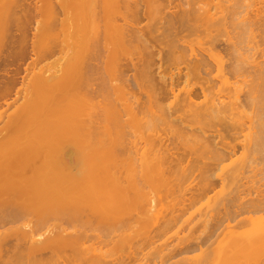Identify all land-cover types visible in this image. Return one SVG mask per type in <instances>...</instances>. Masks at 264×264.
Wrapping results in <instances>:
<instances>
[{"label":"bare ground","instance_id":"1","mask_svg":"<svg viewBox=\"0 0 264 264\" xmlns=\"http://www.w3.org/2000/svg\"><path fill=\"white\" fill-rule=\"evenodd\" d=\"M74 1L80 7L89 3V0ZM78 18L79 15L77 21ZM80 18L83 19L81 16ZM159 19H162V15L156 13L154 20ZM126 22V26L111 24L104 33V38L109 40L107 42L110 45L109 63L122 82L119 87L125 96V74L133 66L136 70L135 82L145 80L152 83L155 95L161 99L164 98L163 89L170 88L171 96L175 98L179 110L188 118L191 130L189 133L170 125L173 134L183 145L199 152L200 159L212 162L205 163L202 170L203 173L206 172L202 188L204 196L217 183L210 178L211 170L221 169L222 173L218 177L222 182L227 179L235 180L251 169L259 158L264 159V57L258 56L264 50L261 48L264 38L258 39L260 35H264V0H193L190 8L173 13L168 24L169 29H177V37L183 32L187 34L181 38L194 33L202 37L197 42L181 38L175 40L179 44L171 46V60L173 63L177 62V65L185 64V68H179V75L172 76L170 82L164 77V81L159 79L157 82L158 78L152 73L151 53L144 54L142 61L132 63L133 65L130 60L123 62L122 56L127 55L133 46H144L145 43L140 28L134 25L130 27V22ZM61 70L39 74L37 98L27 99L19 115V124L16 125L66 133H79L82 130L85 134V130H89L88 132L95 134L92 143H89L91 139L79 140V144L75 146L79 151L76 148L75 151H63L65 155L62 154L63 162L60 165H54L52 156L40 157L31 151H19V154L14 151L15 155H11L10 149L9 156L6 154L9 149L3 153L5 148L0 145V264H108L103 254V257L96 256L95 253L94 256L91 250L93 248L89 245L88 250L82 233L79 235L80 232L76 229L74 233L69 232L64 226L53 225L51 220L63 218L74 225L81 222L84 215H92L99 225L110 228L119 215L118 220L122 213L126 214L127 210L130 212L129 206L134 211L142 212L139 216L143 212L153 213V201L164 202V193L171 184L168 183L169 180L166 181V177H170L167 170L164 171L165 163L161 162V153L159 155L156 150L158 157L154 151L150 152L156 149L155 146L158 145V149L160 146L155 143L154 134L147 136L151 134L141 131L143 118L133 106L134 102L128 101V98L126 101L125 96L123 114L119 112L120 109L114 108L107 111L102 116L103 119L98 118L96 113H88L87 107L92 101L90 96L88 98L83 89L84 92L80 88L76 91L78 88L73 86L72 71L68 68ZM182 80L190 88L185 90L184 98L179 99L174 87ZM159 111L169 123L167 109L161 105ZM125 114L126 117L129 116L127 119H124ZM126 127L140 132L146 147L153 148H149V151L146 149L150 153L143 154L139 175L136 174L138 170L135 162L133 163L134 159L127 164V157L124 158L123 155L121 159L115 155L116 150L123 149ZM210 128L219 133L226 143L225 147H219L215 137L208 134ZM238 131L244 133L241 144L243 153L240 158H235L238 145L234 141L238 139L235 136ZM89 135L91 138L92 135ZM83 143H89V146L83 147ZM118 145L120 148L116 149ZM91 147H94V152ZM86 148L90 149L86 151ZM108 149L112 155L108 153ZM120 159L123 163L127 162L124 164L127 166L122 165ZM117 163L123 167L117 168L120 166ZM113 164L115 170L118 169L117 172L123 169L119 172L120 176L117 172L111 173L115 171L114 168L111 169ZM133 164L135 168L132 167ZM122 171V177L128 173L123 177L126 183L122 180ZM138 178L147 186H153V193L151 190H144L146 187L139 184ZM158 185L163 189L165 187V192L161 190L163 198L160 196V201L157 196L160 191L155 192L160 188ZM148 192L152 195L155 192L158 200L154 195L150 197L151 193ZM234 195V190H231L212 207L227 208L233 202ZM165 204L166 201L157 208L161 209ZM250 206L254 207L250 212H260L264 210V201L252 202ZM158 209L155 213H160ZM131 211L133 212L132 209ZM151 213L143 216L152 219L156 214ZM149 215L153 216L149 218ZM255 237L256 241L264 243V233H258Z\"/></svg>","mask_w":264,"mask_h":264},{"label":"rangeland","instance_id":"2","mask_svg":"<svg viewBox=\"0 0 264 264\" xmlns=\"http://www.w3.org/2000/svg\"><path fill=\"white\" fill-rule=\"evenodd\" d=\"M74 2V0H0V145L5 148L3 153L8 149L6 154L9 156L16 152L19 154V151H31L40 157L52 156L54 165H60L63 162L62 154L72 149L75 151L79 140L91 139L89 143H92L95 133L92 134L85 129H83L85 134L82 130L79 133H66L16 125L19 124V115L27 99L37 98L39 74L46 72L48 74L50 71L54 73L61 68V71H64L68 68L73 73L71 81L73 86L78 88L76 91L79 88L83 89L88 98L90 96V100L92 99L88 104L90 108L87 107L88 113H96L98 118L103 119L102 116L114 108L120 109L119 112L123 114L125 96L126 101L128 98V101L132 100L131 102L135 103L133 106L138 110L137 112L135 109L136 112L143 118L141 131L151 134L147 136L155 135L154 139L157 141L155 143L159 144L160 151L158 145L155 146V150H150L153 148L146 147L145 139L140 132L132 127H126L123 134L125 136L123 149L114 153L121 159L123 155L124 158L127 157L129 159L127 164L134 159L133 163L135 162L138 170L136 174L139 175L143 154L151 151L155 154L157 150V153H161L160 158H163L161 162L165 163L164 171L167 170L170 177L168 179L165 176L166 181L169 180L168 183L171 184L167 186L166 189L169 190L166 192L165 187L164 189L161 187L162 184L158 185L160 188L157 186L159 190L155 192L160 193L154 194L158 199L160 196L163 198L164 191L163 199L166 204L163 206L164 209L163 207L158 209L157 207L160 204L162 206L165 201H160L161 198L160 202L156 201L158 204L153 201L156 209L153 207L152 212L155 213L158 209L160 213H155L154 217L155 214L148 212L153 214L149 215V218L153 216L152 219L144 217L143 215H148L144 212L139 216L142 212L134 211L135 209L129 206L133 212L130 209L131 213L128 210L126 214L122 213L121 220H118L119 215L110 228L99 225L98 220L96 221L92 215H84L85 218H82L84 221L80 220L81 222L74 225L63 218H53L51 223L64 226L69 232L74 233L76 229L80 232L76 233L79 235L82 233V239L87 243L86 247L93 248L91 250L94 256L96 254L101 257L103 254L102 257L106 258L108 264H264V243L256 241L255 237L258 233H264V210L249 211L254 210V207L250 206L252 202L264 201V159L259 158L251 169L235 180L227 179L222 182L218 177L222 173L221 169L211 170L212 174L210 172L208 174H211L210 178L217 183L212 191L204 196L202 188L206 172L203 173L202 170L205 163L212 162L200 159L199 152L183 145L173 134L170 125L189 133L191 130L188 118L179 110L175 98L171 96L170 88L163 89L162 96L165 99H161L155 95L152 83L145 80L135 82L136 70L132 66L125 74L124 90L128 93L123 90L124 96L119 87L122 82L109 63L110 45L108 39L104 38L105 30L111 24L125 25L128 21L130 27L134 25L140 28L145 43L144 46H133L127 55L122 56L123 62L127 63L128 60L131 64L141 62L144 54L151 53L152 73L156 79L158 78L157 82L159 79L162 80V77L169 82L172 76L177 77L179 68L184 69L185 64L173 63L171 46L178 45V41L175 40L187 32L177 37V29H169L168 20L173 13L190 8L193 0H89L85 7H80ZM156 13H160L162 19L154 20ZM78 15L79 18L83 17L78 18L80 22L76 20ZM97 32L101 33L98 35ZM199 37L202 35L194 33L181 39L197 42ZM263 38L264 35L258 37L259 40ZM261 48H264V45ZM258 56L264 57V50L260 51ZM174 88L181 99L190 86L182 80ZM197 88H200L199 85ZM161 105L170 115L169 123L161 116L159 111ZM128 117L125 114L124 119ZM89 134L92 135L91 138L88 137ZM208 134L215 137L219 147L226 146L214 128H210ZM243 134L240 131L235 134L238 137L234 141L238 145V154L235 158L242 156ZM89 143L81 145L85 147L89 146ZM116 147L118 149L119 145ZM91 148L94 152V147ZM113 148L112 151H115ZM109 150L108 153H111ZM105 152L107 153V149ZM118 152L123 154L120 155ZM121 159L119 160L121 164H126ZM122 165L116 167L122 168ZM111 167L115 170L114 164ZM161 168L163 169V166ZM117 171L118 169L111 173L116 174ZM119 172L117 175L120 176ZM123 173L124 171L121 177ZM127 175L125 173L123 177ZM123 182L126 183V179ZM139 184L146 187H142L144 190H151L153 193L154 190L151 189L153 186L149 187L140 180ZM231 190L235 193L231 205L227 208L214 209L212 205L226 197ZM152 193L150 197L154 195ZM157 196L154 195V198L157 199ZM132 204L134 206V203Z\"/></svg>","mask_w":264,"mask_h":264}]
</instances>
